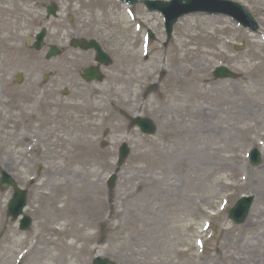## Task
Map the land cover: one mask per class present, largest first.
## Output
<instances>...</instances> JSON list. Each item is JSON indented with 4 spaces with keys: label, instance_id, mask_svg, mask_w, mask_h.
<instances>
[{
    "label": "rangeland",
    "instance_id": "374dc122",
    "mask_svg": "<svg viewBox=\"0 0 264 264\" xmlns=\"http://www.w3.org/2000/svg\"><path fill=\"white\" fill-rule=\"evenodd\" d=\"M233 1L244 4L252 13L260 24L257 32L243 29L222 15L196 13L180 18L173 26L172 37L166 41L160 13L143 14L134 23L123 11L110 7L107 0L94 4L93 10L89 7L77 13L71 24L62 15L46 24L41 9L33 4V10L23 3L2 9L0 171L5 170L27 189L23 212L31 217L32 224L27 230L19 229L18 221L6 215V203L13 190H0V240L4 235H14L10 229L19 236L37 229L42 214L33 211L32 206L38 204L35 187L52 177L47 167L54 170L64 165L63 159L45 157L43 153L51 149L54 154L65 146H59L61 138L84 139L77 129L68 132V125L76 119H65L67 129L48 135V128L38 125L44 112L53 111V103L77 102L95 107L83 111L79 120L92 123L85 136L94 141L97 177L104 188L103 208L88 230L93 233V240L84 251L85 264H91L97 255L116 264H229V260L217 263L226 249L233 258H245V264H264L260 254L264 250V0ZM30 20L33 25L48 27L46 45L40 50L24 44L26 36L32 39L37 31L35 25L26 26ZM138 20L154 33L148 42L147 56L143 51L145 30L137 26ZM65 32L101 42L112 57L111 65L101 67L103 81L87 84L79 76L80 69L93 63L91 51L66 47L60 56L45 59L47 45L63 43L59 35ZM178 61L207 79L200 83L203 90L208 86L212 89L211 129H201L196 139L186 142L178 139V130L187 129L185 120L194 125L196 119L189 114L203 103L180 96L183 94L179 88L176 101L165 100L164 93L172 85L181 87L176 79ZM219 64L236 71L239 77L215 79L212 70ZM18 72L23 78L20 84L13 82ZM43 74H49L45 82L41 80ZM113 75L136 80L127 87L123 80L115 81ZM150 84H155V91L147 92ZM63 87L68 88L66 95L60 92ZM138 112L156 125L153 135L146 136L137 127H129V121ZM90 115H95L94 119ZM22 126H27L29 138H39L33 150H28L29 139L24 141L20 136L7 143L8 135L18 134ZM171 134L176 137L173 141L169 140ZM123 142L130 152L118 165L117 148ZM221 143L227 144L225 154L232 155V159L227 161L230 169L221 172L220 178L224 184H236L218 190L213 177L207 179L211 158L204 150L212 151ZM253 147L262 153L257 166H251L246 157ZM7 151L14 154L13 167L5 165ZM198 157L204 168L197 165ZM110 173L116 175L113 188L107 185ZM53 180L51 189L56 190L63 177L56 175ZM243 194L254 195L250 212L243 223L232 224L227 218L228 210ZM203 220L210 221V228L202 236L201 246L198 231ZM191 221L194 230H182ZM7 245L0 241V258H7ZM237 251L240 257L236 256Z\"/></svg>",
    "mask_w": 264,
    "mask_h": 264
},
{
    "label": "bare ground",
    "instance_id": "6f19581e",
    "mask_svg": "<svg viewBox=\"0 0 264 264\" xmlns=\"http://www.w3.org/2000/svg\"><path fill=\"white\" fill-rule=\"evenodd\" d=\"M162 68V66H160ZM199 71L193 67H186L178 61V76L176 79L180 81L181 87L178 85H172V87L164 93L165 100H175L178 98V92L176 90L182 89L180 96H186L188 98L202 101L203 104L191 112L193 118L196 119L194 125L189 124V120H185L186 130H178V139L181 137L184 141L194 140L199 135L201 129L210 131L211 129V109L210 102L212 96L211 86L205 87L204 90L201 88L200 83L206 81L205 77H201ZM113 79L117 82L123 80L127 87L131 85L132 81L136 78H122L120 75H113ZM135 101V100H134ZM53 111L49 109L44 112L38 127H47L48 131L45 135L55 133L62 128L67 129L65 126V119L75 120L74 124L68 125V132L75 129L83 133L84 139L79 141H70L61 138L60 145L56 149L54 154H51L50 149L43 153V156L49 158H60L64 160V165L58 169L47 167V170L51 174V178L44 179L36 188V194H38V204L33 207V211H40L42 217L37 223L36 228L32 233L19 236L17 231L14 232L11 237L3 236L1 242L8 243L6 247L7 258H0V264H4L8 261V264H13L15 261L22 262V264H85L83 254L85 249L88 248L90 242L93 240V233L89 232L90 228L96 218L99 217L100 211L103 208V194L104 188L102 183L97 177V170L95 162L97 160L95 152V144L89 136H85L90 133L91 125L90 122H81L79 116L83 111L94 110L92 105H83L77 102L65 103L59 105V103H53ZM99 110L104 111V107H100ZM139 112L137 113V115ZM105 116H111L107 114ZM91 120L94 119L95 115H90ZM61 118V119H59ZM185 125V126H186ZM22 131L18 134H9L7 143H10L20 136L24 141L29 139L31 148H36L37 141L39 138H33L26 134L27 126L21 127ZM191 131V132H190ZM89 132V133H88ZM191 133V134H190ZM190 134V135H189ZM175 135H170L169 140L173 141ZM36 142V143H35ZM222 146L216 149L204 150V154L211 158L209 164V171L207 179L213 177L214 184L218 190L222 187H228L235 185L233 183H225L224 179L220 178V173L227 172L230 169V165L227 161L232 159V155H226L228 147L226 143H221ZM69 149H67V147ZM64 151V152H63ZM153 151H156L154 149ZM6 157L5 165L7 167H13L16 164L14 160V154L12 151L4 153ZM179 156V155H178ZM194 157V155H193ZM234 158V157H233ZM20 162V161H19ZM21 163V162H20ZM197 165L201 168L205 167L200 157L196 160ZM198 166V167H199ZM60 175L63 180L57 185L56 190L51 189L53 177ZM219 176V177H214ZM231 177V176H230ZM233 177V175H232ZM74 192V193H73ZM203 212H207L205 208L201 206ZM200 210V211H201ZM118 211L115 210V214ZM264 214V213H263ZM262 214V215H263ZM197 220L192 218L193 221ZM186 224L182 227L185 231L194 230V222ZM203 230L198 232L202 233ZM234 244V243H233ZM230 248L232 246H229ZM1 249V246H0ZM188 250V249H187ZM262 261H264V250L260 253ZM239 252H236V256ZM217 258V263L227 262L229 264H245V258H234L232 257L230 250L226 249ZM134 258V257H133ZM229 260V261H228Z\"/></svg>",
    "mask_w": 264,
    "mask_h": 264
},
{
    "label": "water",
    "instance_id": "95a60500",
    "mask_svg": "<svg viewBox=\"0 0 264 264\" xmlns=\"http://www.w3.org/2000/svg\"><path fill=\"white\" fill-rule=\"evenodd\" d=\"M184 2V3H183ZM163 12L168 17L167 18V34H170L171 31V25L174 23V21L181 15L188 13V12H194V11H206L209 13H225L228 15H231L232 17L236 18L239 22H241L244 26H250L254 29L253 25V19H251L249 13L244 10L245 8L239 5L238 3H233L231 1H225V0H172L171 3L164 4L163 6ZM42 37L38 36V41L36 43V47H39V41ZM77 45V44H75ZM83 46L84 48H88L93 45V41H89L88 43H80V46ZM97 50V55L100 61L107 62V56L100 50V47L95 46ZM60 51L55 48L51 47L49 51L47 52V57H50L52 55L59 54ZM215 77H235V74L229 72L225 67L217 68L215 71ZM84 79L91 80L93 78L101 79L102 76L100 73H98L93 68H88L84 70L83 74ZM17 78L20 79V76L17 75ZM134 122L140 126L141 130L146 133H153L155 130L154 125L150 122L148 119L143 118H135ZM128 149L126 146L122 147L121 150V158L120 162H122L127 155ZM260 161V155L256 150H253L251 152V162L253 165H256ZM114 177L111 178L110 185H113ZM4 185H12L15 188V193L13 195V198L10 200L8 204V214L12 216V218H16L18 214L21 212L22 206L25 203V192L19 190L15 183L9 178L8 175L5 173L2 174L1 177V186ZM251 197L249 198H242L238 200L236 205L230 210L229 212V218L236 223L242 222L245 218L248 208L250 205ZM30 220L24 216L22 219V227L28 226V223ZM93 264H114L111 261H108L107 259H100L96 258Z\"/></svg>",
    "mask_w": 264,
    "mask_h": 264
},
{
    "label": "flooded vegetation",
    "instance_id": "af4514ba",
    "mask_svg": "<svg viewBox=\"0 0 264 264\" xmlns=\"http://www.w3.org/2000/svg\"><path fill=\"white\" fill-rule=\"evenodd\" d=\"M1 1V0H0ZM56 8H57V10H59V7L58 6H56Z\"/></svg>",
    "mask_w": 264,
    "mask_h": 264
}]
</instances>
